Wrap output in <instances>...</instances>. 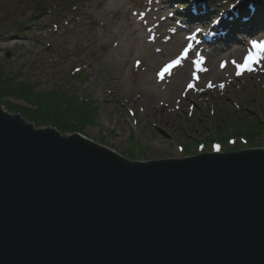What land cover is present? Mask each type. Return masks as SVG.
Instances as JSON below:
<instances>
[{"label": "rangeland", "instance_id": "rangeland-1", "mask_svg": "<svg viewBox=\"0 0 264 264\" xmlns=\"http://www.w3.org/2000/svg\"><path fill=\"white\" fill-rule=\"evenodd\" d=\"M184 1L83 0L59 17L39 13L35 24L17 30L8 22L27 19L30 9L22 0H0L5 6L0 11L1 108L23 112L32 123L31 112L37 108L21 98L22 83L38 95L57 89L72 92L61 103L64 109L70 107L63 116L84 128L62 134L82 133L131 161L264 148V132H246L253 123H262L264 131V67L245 71L241 64L250 65L252 57L238 53L262 48L264 25L238 32L226 43L220 39V22L212 20H220L226 9L202 12L191 2L190 10L201 14H190L192 19L185 22ZM260 2L256 9L263 15L264 0ZM256 9L249 24L262 19ZM119 44L127 52L110 58ZM237 56L238 68L230 75L225 62ZM189 64L194 76L171 93L167 88ZM216 66L226 70L219 77L209 76ZM153 84L164 93L156 103L150 100ZM221 136L227 139L218 141Z\"/></svg>", "mask_w": 264, "mask_h": 264}, {"label": "water", "instance_id": "water-1", "mask_svg": "<svg viewBox=\"0 0 264 264\" xmlns=\"http://www.w3.org/2000/svg\"><path fill=\"white\" fill-rule=\"evenodd\" d=\"M0 264H264V148L131 161L0 106Z\"/></svg>", "mask_w": 264, "mask_h": 264}, {"label": "trees", "instance_id": "trees-1", "mask_svg": "<svg viewBox=\"0 0 264 264\" xmlns=\"http://www.w3.org/2000/svg\"><path fill=\"white\" fill-rule=\"evenodd\" d=\"M25 1V2H24ZM22 0V3H25V7L30 9V15L25 20H19V21H11L8 22L11 23L10 28L14 29H23L30 24H35L37 20V14L39 13H49L53 14L55 17H59L63 14L68 13L71 9H73L74 5H78L77 3H82L83 0ZM5 6H0V11L3 10ZM24 17V16H23ZM7 18V17H6ZM7 19L5 21H2L3 23H6ZM23 89L21 90V98L26 100L28 103L34 105L37 109L31 112L30 119L33 121L32 123L35 124L36 128L44 127V126H54L56 127L61 133H67L71 131H79L81 132L84 128V126H76L68 119H64L63 114H65L70 107H66L65 109L61 106V103L64 101H67L72 92H67L63 90H52V91H46L42 92V94L38 95L35 94L32 87L28 85L27 83H22ZM7 88L12 90V87L8 84ZM0 86L2 84L0 83ZM1 91V90H0ZM12 92V91H11ZM6 93V92H5ZM10 93V92H9ZM13 93V92H12ZM70 105V104H68ZM13 111V110H11ZM19 110H15L13 112H16ZM22 115L24 114L21 112ZM26 117V116H25ZM27 118V117H26ZM241 129V128H240ZM248 133H258V131L263 134V124L262 123H253L252 126L249 129H246ZM212 139V140H211ZM211 141H214L213 138H211ZM222 139H227V137L221 136L220 141ZM186 155V154H185ZM189 155V154H187Z\"/></svg>", "mask_w": 264, "mask_h": 264}, {"label": "bare ground", "instance_id": "bare-ground-1", "mask_svg": "<svg viewBox=\"0 0 264 264\" xmlns=\"http://www.w3.org/2000/svg\"><path fill=\"white\" fill-rule=\"evenodd\" d=\"M261 3L262 2H260V0H255V1L251 2V4H249V5L245 6V7L242 6L244 8L242 10L238 11V12H235L234 10H227V11H225L226 13H222L221 17H220V25L222 26V28H221L222 30H220V32L223 33L225 31L226 34H225L224 38H220V39L225 41L226 43H230V42L235 40L236 33L241 32V31L247 33L248 30L252 31V28H255L256 22L260 23L259 19L255 20V22L253 21L250 24H249V22H245V21H242L240 19L243 16H248V15H250L252 13L250 9H245L246 7L250 8L251 6H253V7L255 6V9H256L257 6L258 7L262 6ZM212 5H215L213 7H217V4H212ZM221 6H222V8L224 7L223 4L220 3L218 5V7H217V9H218L217 12L221 10V8H219ZM203 7H205V10H204ZM201 8H203V10H204L203 12L208 11L210 9V3L201 6ZM260 9H258V10L256 9L258 17H260L262 15V11ZM263 9H264V7H263ZM231 16H233L232 19L230 18ZM239 16H240V18H238ZM263 16H264V12H263L262 17ZM135 30H136V28H133L132 32L135 31ZM124 38L125 37H122V40ZM119 43H120V41H119ZM118 47H119V49H118ZM118 47L115 50L110 51V54H109V57L111 56L110 58H113L115 56L113 58V59H115V58H117V55L123 54V52L126 51V50H123L125 48V46L123 44H121V45L119 44ZM238 53H240L241 55H244V54L248 55L249 54V56L252 57L251 63H250V65H248V67H244V65H246V64H243V63L241 64L242 69H244L245 71L250 70L252 68H255V69L259 68V71H261V69L264 67V43L263 42H262V48L258 47L256 50H250V49H247L245 51L241 50ZM239 57L237 56L234 59H227L226 60L225 65L228 66L227 69L229 70L228 73L230 75H235L236 70H237L238 65H239V63H238L239 62L238 61ZM189 60L190 59L184 60L183 65L184 64H188ZM241 61H242V58H241ZM158 62H159V60H156L153 63V65L158 63ZM211 63H213V59L212 58L210 59V64ZM222 64H224V63H222ZM224 70H226V69L223 68V71ZM223 71H219L217 69V66H216L211 71V74H209V76H212L214 74V76L219 77V76H221L223 74ZM159 76H160V78H162V75H159ZM192 76H194V74H192V70H191L190 64H189V66L185 65L184 67H181V70L179 71V74L176 75V77H175V79L173 81V84L170 87H168L167 89H169L171 93H174L176 90H178L179 85H180V83L183 80L189 79ZM145 83H147V82H145ZM150 83H153V81L150 80L148 85ZM149 90H150V100L153 103H156L157 102V98L164 94V93L160 92V89H158V85L157 84L156 85L153 84L152 86H150Z\"/></svg>", "mask_w": 264, "mask_h": 264}, {"label": "snow or ice", "instance_id": "snow-or-ice-1", "mask_svg": "<svg viewBox=\"0 0 264 264\" xmlns=\"http://www.w3.org/2000/svg\"><path fill=\"white\" fill-rule=\"evenodd\" d=\"M193 54L195 55V53H193ZM137 63H139V62H137ZM176 63H179V62L177 61ZM234 63H235V62H234ZM170 66H171V65H170ZM221 67H224V65L222 64ZM244 67H248V65L246 64V65H244ZM165 71H167V69H165ZM208 86H209V87H212V84L209 83ZM188 87L191 88V87H193V85L189 84ZM221 87H223V86H221Z\"/></svg>", "mask_w": 264, "mask_h": 264}]
</instances>
